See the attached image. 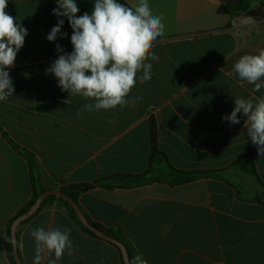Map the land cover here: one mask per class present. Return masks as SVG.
I'll return each mask as SVG.
<instances>
[{
    "label": "crops",
    "instance_id": "crops-1",
    "mask_svg": "<svg viewBox=\"0 0 264 264\" xmlns=\"http://www.w3.org/2000/svg\"><path fill=\"white\" fill-rule=\"evenodd\" d=\"M245 1L252 8L264 4L235 5ZM148 2L165 34L152 49L158 60L150 61V82L137 81L132 89L131 96L142 99L134 107L77 116L92 101L69 97L45 73L62 54L57 44L73 50L71 27L63 25L67 35L49 42L58 18L48 2L8 0L6 12L28 35L8 69L15 92L0 101V264H11L8 226L33 199L32 175L45 192L102 183L81 194L78 204L87 219L123 238L130 260L140 253L148 264H264V156L242 115L239 124L222 119L236 97L264 95L233 73L241 56L264 49V18L221 14L222 0ZM77 3L83 15L93 0ZM152 121L169 161L157 159L153 168ZM183 172L192 179L183 182ZM38 227L71 230L77 250L59 264H99L101 258L125 264L118 246L86 233L58 200L18 228L22 264H33L31 231Z\"/></svg>",
    "mask_w": 264,
    "mask_h": 264
},
{
    "label": "clouds",
    "instance_id": "clouds-1",
    "mask_svg": "<svg viewBox=\"0 0 264 264\" xmlns=\"http://www.w3.org/2000/svg\"><path fill=\"white\" fill-rule=\"evenodd\" d=\"M52 10L57 23L46 39L49 42L63 38L62 27L67 19L72 35L73 50L68 53L57 44L62 53L45 70L57 79L58 87L69 97L79 96L86 101L77 110L84 112L110 111L118 106H136L142 97L131 96L137 81L150 82L152 63L158 56L152 51L158 38L165 34L162 17L154 15L148 0L122 3L120 0H93L91 11L83 15L77 0H56ZM8 0H0V101L13 96L15 87L8 69L14 66L18 52L25 44L28 30L17 18L6 12ZM233 73L242 82L254 85L252 91L264 89V49L258 54H245L233 66ZM68 99L64 102L68 104ZM238 114L244 119V128L260 156H264V95L256 98L234 99L230 115L222 117L231 124H239ZM69 228L31 231L35 243L33 264H59L65 253L72 256L76 246L70 238ZM54 258H51L53 257ZM99 264H105L104 259ZM129 264H148L138 253Z\"/></svg>",
    "mask_w": 264,
    "mask_h": 264
},
{
    "label": "trees",
    "instance_id": "trees-1",
    "mask_svg": "<svg viewBox=\"0 0 264 264\" xmlns=\"http://www.w3.org/2000/svg\"><path fill=\"white\" fill-rule=\"evenodd\" d=\"M48 2V6L50 8V10H53L54 8L57 7L56 4V0H46ZM220 13L221 14H227V15H231L234 13H243L246 14L247 16H250L251 18H254L256 20H261L264 18V4H260L259 6L252 8L251 4L247 1L241 3V4H237V5H229L227 4V0L222 1L221 7H220ZM78 15V14H77ZM79 16V15H78ZM65 19V23H64V27L68 28L70 25L67 21L66 18ZM0 131L2 132V129L0 128ZM3 136L5 138H8V135L6 133H2ZM10 142V141H9ZM151 142H152V168L155 166V163L157 161V159H163L165 161H168L166 155L164 153H162L159 148H158V143H157V128H156V124L154 121L151 122ZM14 148L18 151L21 152L23 154H25L24 150H21L20 148L14 146ZM27 155L29 156V154L27 153ZM169 162V161H168ZM170 168L174 171H176L171 165ZM179 172V171H176ZM182 174L185 175L184 179L182 180L183 182H187L190 179H192V174L189 172H183ZM198 175H202V173L197 174ZM142 176H138V177H132V178H141ZM124 178H130V177H126L123 175L118 176V179H124ZM102 183H95V184H87V185H76V186H69V187H60L58 189V191H60L61 193L65 194L66 196H68L69 198H71L74 202H76L78 204V199L80 197L81 194L93 189L96 185H99ZM32 187H33V199L30 201V203L24 208L22 209L19 214L16 216L19 217L21 214H23L24 212H26L28 209H30L36 202V200L38 199V197L45 192V190L39 189L35 183V177L32 175ZM51 200H58L60 202H62L64 204V206L66 207V209L68 210L70 216L73 218V220L82 227V229L88 233L89 235L96 237L97 236L92 233L91 231H89L88 229H86L81 222L78 220L77 216L75 215L74 210L72 209V207L65 202L62 199H58L54 196H50L48 197L42 204L41 208L43 206H45L47 204V202L51 201ZM79 205V204H78ZM40 208V209H41ZM15 218V219H16ZM14 219V220H15ZM89 222L98 230L102 231L103 233H105L106 235L120 241L121 243H124L123 238L120 236L115 235L112 231L106 229L105 227H103L100 224L94 223L93 221H91L90 219H88ZM13 221L9 224L8 226V238H7V247H8V256L10 259L11 264H15V260L13 257V248H12V239H11V227H12Z\"/></svg>",
    "mask_w": 264,
    "mask_h": 264
},
{
    "label": "water",
    "instance_id": "water-1",
    "mask_svg": "<svg viewBox=\"0 0 264 264\" xmlns=\"http://www.w3.org/2000/svg\"><path fill=\"white\" fill-rule=\"evenodd\" d=\"M227 4L235 5L236 4V0H227ZM50 196H54V197H56L58 199H62L65 202H67L72 207V209L74 210L75 215L77 216V218L81 222V224L86 229H88L89 231L94 233L97 237H99V238H101L103 240H106V241H108L110 243H113L116 246H118V248L122 251V255H123L125 264H129L130 259H129L128 252H127V249H126L125 245L123 243H121L120 241H118V240L106 235L102 231H100L97 228H95L89 222V220L85 217V215L82 212L80 206L76 202H74L71 198H69L65 194L61 193L60 191H46V192L42 193L38 197V199L36 200L35 204L30 209H28L26 212L21 214L13 222L12 227H11V239H12L13 257H14V260H15V264H22V261H21L20 255H19L18 241H17V230H18V228L20 227L21 224H23L24 222H26L29 219H31L40 210L43 202Z\"/></svg>",
    "mask_w": 264,
    "mask_h": 264
}]
</instances>
